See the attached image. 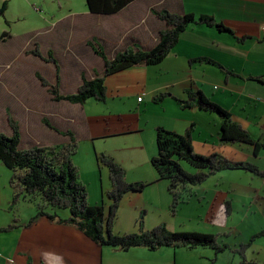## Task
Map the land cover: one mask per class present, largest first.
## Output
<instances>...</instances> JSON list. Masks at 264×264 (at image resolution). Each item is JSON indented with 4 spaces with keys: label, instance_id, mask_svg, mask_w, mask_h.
<instances>
[{
    "label": "crops",
    "instance_id": "obj_1",
    "mask_svg": "<svg viewBox=\"0 0 264 264\" xmlns=\"http://www.w3.org/2000/svg\"><path fill=\"white\" fill-rule=\"evenodd\" d=\"M85 6L80 15L73 16L77 21L80 18L79 28L75 23L67 25L53 38L47 55L42 54L56 57L58 67L48 64L49 70L55 65L56 72L51 70L50 80L59 85L62 96L75 94L83 80L103 76L105 62L98 51L113 60L127 49L152 50L160 33L170 28L157 12L213 17L232 32L190 25L161 64L134 66L106 77L105 102L56 101L38 79L37 67L31 71L15 67L0 75V111L6 120L0 134L5 130L4 135L12 136V119L20 130V149L27 150L66 145L71 139L65 133L71 132L78 143L73 162L91 206L111 205L107 193L112 182L108 168L99 162L101 155L124 168L129 183L147 184L143 192H130L122 199L114 234H140L160 225L178 232L184 225L178 228L180 212L170 213L169 183L152 165L157 156V129L181 135L190 132L195 153H219L264 172V31L260 28L264 0H133L113 14L93 13L87 0ZM1 52L0 66L13 63ZM44 63L48 62H39V69L47 68ZM197 92L225 109L253 143L222 144V120L217 114L201 110L196 100L189 106L180 103L191 101ZM182 165L196 172L187 163ZM11 177L0 160V229L14 225L13 230L0 233V264H240L234 250L264 230V178L244 170H227L193 187L192 198L182 205L193 204L199 212L203 204L212 203L211 213L215 214L216 207L223 217V205L230 203L232 214L226 217L247 231V236L239 243L227 242L231 250L218 255L211 248L122 251L98 244L78 227L64 223L70 217L67 210H47L56 216L52 219L37 217L36 205L30 201L15 207ZM234 226H228L230 233ZM246 256L264 264V237L255 239Z\"/></svg>",
    "mask_w": 264,
    "mask_h": 264
},
{
    "label": "trees",
    "instance_id": "obj_2",
    "mask_svg": "<svg viewBox=\"0 0 264 264\" xmlns=\"http://www.w3.org/2000/svg\"><path fill=\"white\" fill-rule=\"evenodd\" d=\"M132 1L87 0L93 13L102 14L116 13ZM6 9L5 2L0 9L1 16H4ZM155 15L166 22L170 28L160 33L159 42L152 50L127 49L119 53L113 60L108 59L102 51H98L97 53L105 62L103 76L93 81L83 80L75 94L62 96L58 84L54 86L40 75H37L38 79L56 101L84 104L87 100L94 99L97 102H105L107 98L106 77L134 66L161 64L190 25L203 24L215 28L219 32H232L213 17L196 18L192 14L180 15L167 10L157 12ZM7 37V33H3L1 36L2 39ZM27 55L57 64L51 54L48 58L43 57L37 44H35V49L29 51ZM194 100L201 110L217 114L222 120L220 131L222 144L253 143L248 132L236 124L225 109L212 102L202 92L193 94L191 101H180V103L184 106L194 105ZM46 124L48 125V123ZM10 127L13 131L12 136L0 134V160L12 172L10 185L14 191L13 205L15 207L22 201H30L36 205L37 217L48 216L52 219L55 215H48L47 210H67L70 212V217L68 220H64V223L78 227L88 238L98 244L118 247L122 251L133 248H147L151 251H157L164 247L173 249L211 248L218 255L231 250L227 240H223L225 237L232 236L230 232L216 235L200 232H170L166 226L160 225L151 231L140 234H114L113 229L119 217L122 199L130 192H143L147 188V184L129 183L124 168L113 158L101 155L99 162L108 168L112 182V189L107 193L111 205L107 208L91 206L88 201L87 189L81 181L79 169L73 162V156L78 150V143L71 132L65 133L71 139L70 143L66 145L21 150V134L18 124L10 119ZM156 144L157 156L152 159V165L159 177L169 183L172 216H176L179 208L192 198L193 187L204 184L221 172L244 170L264 178V172L251 163L233 162L219 153L209 156L195 153L190 132L181 135L159 128L156 131ZM183 162L194 168L196 172L190 173L185 170ZM225 207L226 216H230L232 214L230 203L227 202ZM13 229L14 225H10L0 229V233ZM260 237H264V230L251 237L249 241L241 243L239 248L234 250L241 258L240 264H258L256 260H249L246 254L255 239ZM215 262L216 259L211 261V263Z\"/></svg>",
    "mask_w": 264,
    "mask_h": 264
},
{
    "label": "rangeland",
    "instance_id": "obj_3",
    "mask_svg": "<svg viewBox=\"0 0 264 264\" xmlns=\"http://www.w3.org/2000/svg\"><path fill=\"white\" fill-rule=\"evenodd\" d=\"M5 2L7 4L6 12L4 16L0 15V51H2L1 55L5 54L6 58L11 57L10 60H13V63L8 62L0 66V75L12 71L15 67L20 69L25 67L26 70L37 67L36 70H39V72L37 71L38 75L48 80L50 84L57 85L55 81H51L52 76L56 74L55 65L51 69L54 70V74L49 70V63L43 64L47 65V68L39 69V62L42 60L33 56L27 57L25 54L34 50L35 44H37L40 52H42L41 54L47 55L46 50L51 49L53 38L58 37L57 33L58 35L62 34L61 31L65 30L67 25L74 23L79 28L81 20L78 18L77 21L73 16H75L74 14L80 15L84 11L86 7L85 0H0V9ZM3 33H7L8 37L1 40ZM65 36L67 35L63 32V37ZM56 67H58L57 64ZM39 87H41L40 83ZM4 122L6 120L2 117L0 111V130L6 127ZM2 132L5 134L7 131L2 130ZM211 204L209 205L206 202L203 204L204 208H200L199 212L194 210L193 204H188L184 208L181 206L182 208H179L180 224L178 228L183 225L184 227L178 232L193 231L205 234H223L230 232L231 225H235L232 229V236L225 237L223 240H227V242L236 241V243L245 240L247 231L238 229L236 225L238 223L232 222L233 220L228 219L226 215L220 216V212L216 207L214 208L215 214L211 213L213 211ZM224 213H226V207ZM244 229H247V227L245 226Z\"/></svg>",
    "mask_w": 264,
    "mask_h": 264
},
{
    "label": "built area",
    "instance_id": "obj_4",
    "mask_svg": "<svg viewBox=\"0 0 264 264\" xmlns=\"http://www.w3.org/2000/svg\"><path fill=\"white\" fill-rule=\"evenodd\" d=\"M260 28H261V30H262V31H264V24H263V25H261V27H260ZM141 100H142V98H140V99H139V101H141ZM263 133H264V129H263Z\"/></svg>",
    "mask_w": 264,
    "mask_h": 264
}]
</instances>
